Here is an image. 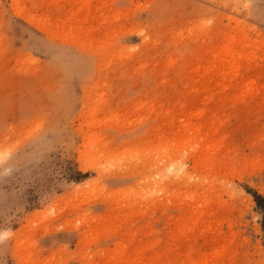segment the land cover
<instances>
[{"label": "rangeland", "instance_id": "374dc122", "mask_svg": "<svg viewBox=\"0 0 264 264\" xmlns=\"http://www.w3.org/2000/svg\"><path fill=\"white\" fill-rule=\"evenodd\" d=\"M73 2L0 0V264L264 260V0Z\"/></svg>", "mask_w": 264, "mask_h": 264}, {"label": "bare ground", "instance_id": "6f19581e", "mask_svg": "<svg viewBox=\"0 0 264 264\" xmlns=\"http://www.w3.org/2000/svg\"><path fill=\"white\" fill-rule=\"evenodd\" d=\"M76 1V0H75ZM87 2H89V0H86ZM77 2H78V0H77ZM75 3V2H73V3H75V6L77 7L78 6V3ZM79 9V8H78ZM87 14H89V13H91L90 11H89V9L87 8ZM140 122V121H139ZM200 124V123H199ZM199 127V126H198ZM80 152V151H79ZM82 153V152H81ZM85 156V155H84ZM84 156H79V158H78V160H79V162H80V169L81 170H86L87 168H89L88 167V165H89V163H88V161H86L85 159H86V157H84ZM91 165V164H90ZM93 167V166H92ZM154 256H152V260L155 262V263H152V264H174V263H176V262H178L177 260H178V258H180L177 254H174L173 255V257L171 258H169V260L167 261V259H166V261H163L162 259L163 258H165V257H163V258H161V257H159L158 255H155V254H153ZM241 256V257H240ZM244 256V255H243ZM191 257V256H190ZM182 259V258H181ZM186 259H187V261H188V259L189 258H184V259H182V260H179V261H181V262H186ZM151 260V261H152ZM162 260V261H161ZM152 261V262H153ZM162 262V263H161ZM165 262V263H164ZM151 263V262H150ZM229 264H264V260H263V256H262V249L258 246V247H256V249H255V251L252 253V254H250L249 255V257L248 258H244V257H242V254H240L239 255V253H235V254H233L232 255V257L229 259Z\"/></svg>", "mask_w": 264, "mask_h": 264}, {"label": "snow or ice", "instance_id": "6c2138e0", "mask_svg": "<svg viewBox=\"0 0 264 264\" xmlns=\"http://www.w3.org/2000/svg\"><path fill=\"white\" fill-rule=\"evenodd\" d=\"M245 7H247V5H245ZM262 19H264V9H262ZM6 235L7 233L0 234V239H3Z\"/></svg>", "mask_w": 264, "mask_h": 264}, {"label": "trees", "instance_id": "16d2710c", "mask_svg": "<svg viewBox=\"0 0 264 264\" xmlns=\"http://www.w3.org/2000/svg\"><path fill=\"white\" fill-rule=\"evenodd\" d=\"M261 200H263V198L259 197V196H255V201L258 204Z\"/></svg>", "mask_w": 264, "mask_h": 264}]
</instances>
